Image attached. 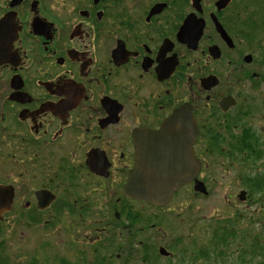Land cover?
I'll list each match as a JSON object with an SVG mask.
<instances>
[{"label":"flooded vegetation","instance_id":"1","mask_svg":"<svg viewBox=\"0 0 264 264\" xmlns=\"http://www.w3.org/2000/svg\"><path fill=\"white\" fill-rule=\"evenodd\" d=\"M221 1L0 0V223L59 230L60 264H264V0ZM180 109L191 178L131 198Z\"/></svg>","mask_w":264,"mask_h":264},{"label":"water","instance_id":"2","mask_svg":"<svg viewBox=\"0 0 264 264\" xmlns=\"http://www.w3.org/2000/svg\"><path fill=\"white\" fill-rule=\"evenodd\" d=\"M199 4V0H195ZM230 0H222L225 7ZM178 123H180L178 125ZM186 128V137L197 129L191 112L180 109L157 131H143L136 137L135 167L129 174L126 193L131 198L165 205L173 193L191 178L194 157L191 143H178L174 137ZM13 203L11 187L0 186V219Z\"/></svg>","mask_w":264,"mask_h":264},{"label":"rangeland","instance_id":"3","mask_svg":"<svg viewBox=\"0 0 264 264\" xmlns=\"http://www.w3.org/2000/svg\"><path fill=\"white\" fill-rule=\"evenodd\" d=\"M3 228L5 232L1 241H5L4 245L7 246L12 261L31 264L35 261L34 257H37L40 264H48L51 259L50 255H61L59 230L48 229L53 233L50 235L49 231L42 230L44 227L37 228V226L27 224L15 225L12 219L9 224L3 225ZM49 242L51 246L45 247Z\"/></svg>","mask_w":264,"mask_h":264},{"label":"trees","instance_id":"4","mask_svg":"<svg viewBox=\"0 0 264 264\" xmlns=\"http://www.w3.org/2000/svg\"><path fill=\"white\" fill-rule=\"evenodd\" d=\"M4 228L2 223H0V264H22L21 262H15L12 261L7 249V246L4 245V240L1 241V237L4 235ZM61 261L58 259V261L56 262V264H60ZM28 264V263H26ZM31 264H37V261H32Z\"/></svg>","mask_w":264,"mask_h":264}]
</instances>
